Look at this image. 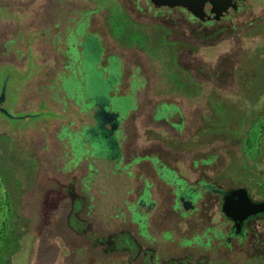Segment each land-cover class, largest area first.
Here are the masks:
<instances>
[{
  "label": "flooded vegetation",
  "instance_id": "af4514ba",
  "mask_svg": "<svg viewBox=\"0 0 264 264\" xmlns=\"http://www.w3.org/2000/svg\"><path fill=\"white\" fill-rule=\"evenodd\" d=\"M105 3L115 12L99 8ZM211 9L208 1L192 11L154 0H15L16 29L59 57L44 75L57 102L31 112L15 105L11 118L34 119L15 124L28 136L15 154L54 188V203L33 219L34 234L46 229L45 258L264 264L252 132L264 106L255 53L264 0ZM116 13L122 20L108 21Z\"/></svg>",
  "mask_w": 264,
  "mask_h": 264
},
{
  "label": "rangeland",
  "instance_id": "374dc122",
  "mask_svg": "<svg viewBox=\"0 0 264 264\" xmlns=\"http://www.w3.org/2000/svg\"><path fill=\"white\" fill-rule=\"evenodd\" d=\"M99 8L106 9L104 12L110 10L112 13L115 12L112 3L100 4ZM115 20H122L117 13L108 18V21ZM16 28L18 27H15V0H0V86L6 78L2 106L10 115L15 113V105H22L24 111L31 112L37 110L39 102H43L46 107L57 102L50 98L52 90L48 89V81L44 75L46 67L58 64L59 57L53 56L54 59L48 57L46 54L50 49L42 39L37 40L35 37L29 44L28 30ZM15 33L19 34L15 36ZM112 33L114 34L113 30ZM114 37L116 41H122L117 39L115 34ZM258 43L255 52L259 64L258 80L259 85L264 86V39ZM15 74L22 77L17 79ZM260 113V123L252 132L258 136L256 142L258 152L254 160L259 170V181L264 182V106ZM33 120L29 117L11 119L0 115V264L59 263L57 258L60 255L52 254L50 258H45L44 226L41 225L39 228V234H34L33 226L36 215L38 216L47 205L54 203V188L49 182H44L42 172L33 174L30 160L21 157L20 150V153L15 154L17 153L15 145L28 141V136L22 128L20 134H15V124L23 125ZM63 200L66 199L63 198L61 201ZM61 201L58 204L64 205L65 202ZM68 263V258L64 257V264Z\"/></svg>",
  "mask_w": 264,
  "mask_h": 264
},
{
  "label": "water",
  "instance_id": "95a60500",
  "mask_svg": "<svg viewBox=\"0 0 264 264\" xmlns=\"http://www.w3.org/2000/svg\"><path fill=\"white\" fill-rule=\"evenodd\" d=\"M156 2H163L167 4H178L181 6H185L187 9L192 11H198L203 2L208 1L212 6V11L215 14H220V12L225 11L230 3V0H154ZM6 78L3 79L2 84L0 86V113L9 118H14L12 115L8 114L3 108L2 103L4 101V89H5Z\"/></svg>",
  "mask_w": 264,
  "mask_h": 264
}]
</instances>
